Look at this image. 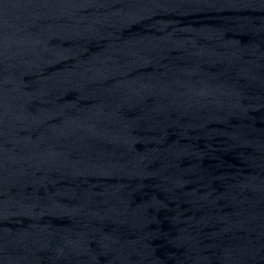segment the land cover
Segmentation results:
<instances>
[{"label": "water", "instance_id": "95a60500", "mask_svg": "<svg viewBox=\"0 0 264 264\" xmlns=\"http://www.w3.org/2000/svg\"><path fill=\"white\" fill-rule=\"evenodd\" d=\"M0 264H264V0H0Z\"/></svg>", "mask_w": 264, "mask_h": 264}]
</instances>
